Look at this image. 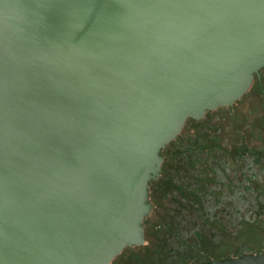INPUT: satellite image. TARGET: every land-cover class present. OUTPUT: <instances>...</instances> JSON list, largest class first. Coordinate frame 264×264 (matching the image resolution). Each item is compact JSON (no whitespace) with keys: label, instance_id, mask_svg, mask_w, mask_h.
Here are the masks:
<instances>
[{"label":"water","instance_id":"obj_1","mask_svg":"<svg viewBox=\"0 0 264 264\" xmlns=\"http://www.w3.org/2000/svg\"><path fill=\"white\" fill-rule=\"evenodd\" d=\"M262 66L264 0H0V264L143 244L161 148Z\"/></svg>","mask_w":264,"mask_h":264},{"label":"flooded vegetation","instance_id":"obj_2","mask_svg":"<svg viewBox=\"0 0 264 264\" xmlns=\"http://www.w3.org/2000/svg\"><path fill=\"white\" fill-rule=\"evenodd\" d=\"M159 155L144 243L110 264H197L264 251V66L238 99L186 118Z\"/></svg>","mask_w":264,"mask_h":264}]
</instances>
